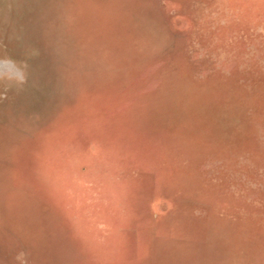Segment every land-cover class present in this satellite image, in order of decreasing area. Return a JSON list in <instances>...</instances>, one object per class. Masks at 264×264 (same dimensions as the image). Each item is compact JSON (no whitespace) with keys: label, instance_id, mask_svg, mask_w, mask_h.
<instances>
[{"label":"rangeland","instance_id":"374dc122","mask_svg":"<svg viewBox=\"0 0 264 264\" xmlns=\"http://www.w3.org/2000/svg\"><path fill=\"white\" fill-rule=\"evenodd\" d=\"M0 264H264V0H0Z\"/></svg>","mask_w":264,"mask_h":264}]
</instances>
